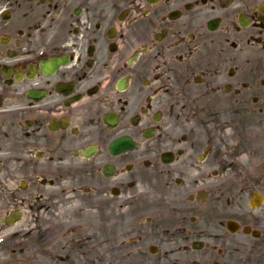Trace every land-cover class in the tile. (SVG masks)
<instances>
[{
  "label": "flooded vegetation",
  "instance_id": "af4514ba",
  "mask_svg": "<svg viewBox=\"0 0 264 264\" xmlns=\"http://www.w3.org/2000/svg\"><path fill=\"white\" fill-rule=\"evenodd\" d=\"M0 5V264H81L76 246L83 264H107L117 239H93L92 219L116 226L133 205L146 225L148 197L199 205L231 150L250 151L248 120L264 116V0ZM51 231L59 251L43 252ZM128 241L135 264L210 261L187 257L202 241Z\"/></svg>",
  "mask_w": 264,
  "mask_h": 264
},
{
  "label": "rangeland",
  "instance_id": "374dc122",
  "mask_svg": "<svg viewBox=\"0 0 264 264\" xmlns=\"http://www.w3.org/2000/svg\"><path fill=\"white\" fill-rule=\"evenodd\" d=\"M2 7L0 5V11ZM248 126L251 127L248 129L252 131L250 151L245 149L238 155L232 152L233 149L231 150L232 156H229L225 161L226 166H229L231 170L221 168L219 177H215L214 181H202L208 195L199 205L191 207L187 204L176 212L172 205H167L164 208L154 206L152 204L154 199L148 197V202L142 204L143 215L146 217V221L148 220L146 225L133 223V214L136 213L131 208L133 205L124 209L121 222L116 226L92 219L89 231L93 239L104 235L114 236L117 239L115 253L107 254L104 257L106 263L135 264V260L138 259V255L135 253L137 245L130 243L128 241L130 238L155 239L168 236L189 240L190 244L194 241H202L205 244L203 249L197 252L188 251L187 257L202 258L204 261L210 260L204 264H213L216 260L211 258V247H214L216 251L223 252V256L220 258L221 264H264V204L257 209L249 207V200L254 191H259L264 196V179H262L264 178V140L259 142L256 147L258 138L264 136V116L251 117L248 120ZM24 217L26 218L20 225L31 221L29 213H25ZM193 219L195 220L192 221ZM55 220H59V216H56ZM149 220L153 221L149 222ZM228 220L260 230L262 236L259 240H254L243 235L242 232L234 235L226 233L225 224ZM48 237L53 241L55 238L53 231L47 233L41 241L45 244ZM50 243L47 242L48 246L44 245L43 252L59 251V245ZM20 246L22 247V244ZM74 253L75 261L81 259V264H83L85 258L79 255L81 253L77 246ZM95 258L98 262L101 261L100 256ZM93 261L94 259H92ZM77 262L79 263V261ZM173 263L174 260L171 264ZM140 264H149V261Z\"/></svg>",
  "mask_w": 264,
  "mask_h": 264
},
{
  "label": "water",
  "instance_id": "95a60500",
  "mask_svg": "<svg viewBox=\"0 0 264 264\" xmlns=\"http://www.w3.org/2000/svg\"><path fill=\"white\" fill-rule=\"evenodd\" d=\"M245 231H246V233H250V230H249L248 228H246ZM253 235H254L255 237H257L258 234H257V233H253Z\"/></svg>",
  "mask_w": 264,
  "mask_h": 264
}]
</instances>
